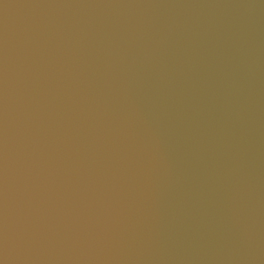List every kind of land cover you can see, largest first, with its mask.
<instances>
[{"label": "water", "instance_id": "1", "mask_svg": "<svg viewBox=\"0 0 264 264\" xmlns=\"http://www.w3.org/2000/svg\"><path fill=\"white\" fill-rule=\"evenodd\" d=\"M0 264H264V0H0Z\"/></svg>", "mask_w": 264, "mask_h": 264}]
</instances>
